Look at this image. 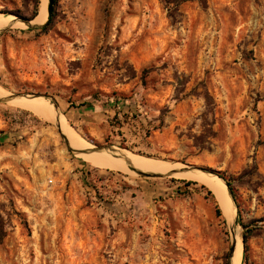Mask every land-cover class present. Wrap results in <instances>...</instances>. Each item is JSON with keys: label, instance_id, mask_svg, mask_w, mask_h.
<instances>
[{"label": "rangeland", "instance_id": "obj_1", "mask_svg": "<svg viewBox=\"0 0 264 264\" xmlns=\"http://www.w3.org/2000/svg\"><path fill=\"white\" fill-rule=\"evenodd\" d=\"M40 31L0 34V85L52 99L90 146L224 174L254 231L242 264H264V0H55ZM172 177L95 168L0 103V264H228L216 197Z\"/></svg>", "mask_w": 264, "mask_h": 264}, {"label": "bare ground", "instance_id": "obj_2", "mask_svg": "<svg viewBox=\"0 0 264 264\" xmlns=\"http://www.w3.org/2000/svg\"><path fill=\"white\" fill-rule=\"evenodd\" d=\"M42 6V4H41ZM7 15V14H6ZM47 20V13H45V6L37 19L33 22L35 25H41ZM13 21L12 17L0 15V30L5 29ZM26 28V27H25ZM11 94L0 85V99L10 97ZM9 105L27 110L37 116L38 118L47 122H56L58 130L64 136L69 146L76 151L81 152L80 158L92 165L95 168L109 169L121 171L127 174H135L127 168V162L134 165L135 168L150 174L158 175H172L182 179L200 183L209 189L216 197L222 214L232 230L233 242L237 243V250L235 253L234 264H242L243 261V246L241 235L238 229L233 225L236 217V208L233 205L231 198L227 193L224 184L217 178L211 175L197 172H186V167L175 168L166 166L157 161L147 160L142 156L135 154H127L124 149L113 148L111 153L106 151L96 152L95 147L90 146V142H85L78 134L71 128L68 120L64 115L58 119V114L55 112L53 105L44 98L26 99L17 98L11 100ZM181 166V165H180Z\"/></svg>", "mask_w": 264, "mask_h": 264}, {"label": "water", "instance_id": "obj_3", "mask_svg": "<svg viewBox=\"0 0 264 264\" xmlns=\"http://www.w3.org/2000/svg\"><path fill=\"white\" fill-rule=\"evenodd\" d=\"M42 3V2H41ZM54 7H55V0H46V13H47V20L45 23L41 24V25H34L33 22L37 19H24L21 17H16V16H7V17H12L13 21L9 24L8 27H6L3 30H0V34L6 30L12 29L14 27H16L17 25H24L25 27H27L30 30H41L43 28H45L46 26L49 25L50 19L53 16L54 13ZM17 98H26V99H35V98H44L46 100H48L50 102L51 105H53L55 112H57L58 114V119H60L61 117V112L58 108V106L54 103V101L48 97H44V96H38V95H21V94H17V95H12L10 97L7 98H2L0 99V103H7L11 100L17 99ZM63 139L65 138L64 136H62ZM64 142L66 143V145L68 146V148L77 156L80 158L79 154H81V152L74 150L73 148H71L68 144V142H66V140L64 139ZM116 148V147H96L95 146V150L96 152H100V151H106L108 153L112 152V149ZM186 167V172H197V173H204L207 175H211L214 177H217L226 187L227 189V193L229 195V197L231 198V201L233 203V205H235L236 208V217L234 219L233 225L238 228V217H239V209L237 206V203L233 197V193L229 188V185L227 183V181L221 177L217 172L212 171L210 169H204V168H199V167H195V166H185ZM127 168L129 170H131L133 173H135L138 176L141 177H172V175H158V174H150V173H145L143 171H140L139 169L135 168L134 165L130 164L127 162ZM172 178H176V177H172ZM230 233H231V247H230V253H229V261L228 264H234V258H235V253L237 250V243L233 242V238H232V230L230 229ZM241 235V234H240ZM241 239H242V243H243V235H241ZM244 246V244H243Z\"/></svg>", "mask_w": 264, "mask_h": 264}, {"label": "trees", "instance_id": "obj_4", "mask_svg": "<svg viewBox=\"0 0 264 264\" xmlns=\"http://www.w3.org/2000/svg\"><path fill=\"white\" fill-rule=\"evenodd\" d=\"M41 1H42V0H34V13H33V15L30 17L31 20L34 19V18H36V17L38 16V14H39V8H40V5H41ZM184 1H186V0H162V2H163L165 5H170V4L174 3V4H176V6L182 4ZM200 1L204 2V0H200ZM16 16H19V15L16 14ZM52 20H53V16L51 17L49 24L52 22ZM48 26H49V25H48ZM48 26H46L45 28L41 29L40 32H43V31L48 30ZM218 174H219L221 177H223V178L227 181V183H228V185H229V188H230V190H231L232 193H233V197H234V199H235V201H236V203H237L236 193H235V189H234V187H233L232 182H231V181H230V180H229L224 174H221V173H218ZM206 190H207V189H206ZM207 192L210 194V196H214V195L212 194V192H211L209 189L207 190ZM218 206H219V205H218ZM221 212H222V211H221L220 207H218V208H217V213H218V215H221V214H222ZM222 215H223V214H222ZM238 224H240L241 226H243L244 229H245V232L243 233V244H244V256H245V260H247V253H248V240H249L250 236L253 234L254 231H253L252 229H249L248 226H245V225H243V224L241 223V221H240V212H239ZM4 237H5V233H4V230L1 228V229H0V240H3Z\"/></svg>", "mask_w": 264, "mask_h": 264}, {"label": "built area", "instance_id": "obj_5", "mask_svg": "<svg viewBox=\"0 0 264 264\" xmlns=\"http://www.w3.org/2000/svg\"><path fill=\"white\" fill-rule=\"evenodd\" d=\"M52 183H53V180H52V179H50V180H49V184H52Z\"/></svg>", "mask_w": 264, "mask_h": 264}]
</instances>
